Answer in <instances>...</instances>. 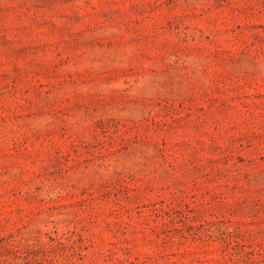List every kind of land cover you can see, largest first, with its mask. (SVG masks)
<instances>
[{"label":"rangeland","instance_id":"obj_1","mask_svg":"<svg viewBox=\"0 0 264 264\" xmlns=\"http://www.w3.org/2000/svg\"><path fill=\"white\" fill-rule=\"evenodd\" d=\"M0 264H264V0H0Z\"/></svg>","mask_w":264,"mask_h":264}]
</instances>
